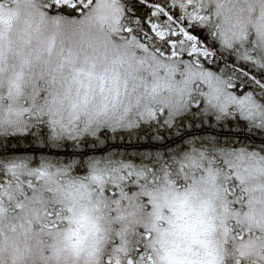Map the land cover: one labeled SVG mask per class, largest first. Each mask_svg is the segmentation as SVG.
<instances>
[{"label":"snow or ice","instance_id":"obj_1","mask_svg":"<svg viewBox=\"0 0 264 264\" xmlns=\"http://www.w3.org/2000/svg\"><path fill=\"white\" fill-rule=\"evenodd\" d=\"M0 264H264V0H0Z\"/></svg>","mask_w":264,"mask_h":264}]
</instances>
